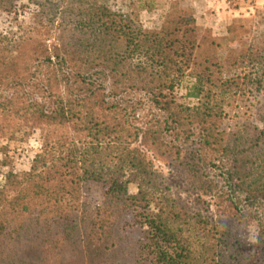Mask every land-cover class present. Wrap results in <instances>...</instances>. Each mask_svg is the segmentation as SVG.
Returning a JSON list of instances; mask_svg holds the SVG:
<instances>
[{
  "label": "trees",
  "instance_id": "1",
  "mask_svg": "<svg viewBox=\"0 0 264 264\" xmlns=\"http://www.w3.org/2000/svg\"><path fill=\"white\" fill-rule=\"evenodd\" d=\"M180 2L147 31L99 0H70L64 17L36 15L34 36L13 52L0 48V168L12 143L39 132L41 144L27 173L4 175L0 264H264V225L256 250L241 251L220 224L230 215L241 227L244 209L264 210V129L249 147L237 137L223 146L220 130L225 102L264 87V36L225 64L199 61L200 28ZM186 77L194 106L175 96ZM205 148L226 171L215 222L174 199L148 156L179 163L202 190L212 183ZM91 183L105 190L96 208L81 201Z\"/></svg>",
  "mask_w": 264,
  "mask_h": 264
},
{
  "label": "rangeland",
  "instance_id": "2",
  "mask_svg": "<svg viewBox=\"0 0 264 264\" xmlns=\"http://www.w3.org/2000/svg\"><path fill=\"white\" fill-rule=\"evenodd\" d=\"M173 1L175 0H99L112 11L131 16L147 31H156L162 27ZM179 1H182L180 2L181 7L191 10L198 17L197 24L202 39L201 48L197 52L199 61L208 55H213L225 64L228 55L234 57L240 52L248 50L254 42H258L264 36V4H256L254 7L246 1L242 6L243 12L239 13L236 18L222 19L223 17L219 15L213 19H207L203 14L204 6L202 9L200 8L199 0H177V2ZM69 5L70 0H14L7 10L0 9V48L4 47L13 52V48L20 39L27 40L28 37L34 36L31 32L35 26L36 15L44 13V17L57 20L65 16ZM219 10L223 11L222 8ZM50 28L53 34L55 27ZM194 82V78L186 77L175 90L178 101L186 106H194L197 103V100L188 96ZM263 129L264 87L260 90L248 89L242 97L231 100L229 105L225 102L223 118L220 121V130L226 133L222 139L223 146L230 144L237 137L242 138L244 144H247L246 147H249L251 139H256L259 131ZM199 133V129L195 130L194 136L186 146L189 150L197 149ZM193 141L196 144H192ZM40 147L39 132H35L24 141L10 145L8 164L0 168V189L4 184L6 173L23 174L30 170L32 161L39 153ZM218 151L217 148H205L200 151L203 163H205V165L203 164L205 178L212 181L211 185L210 183L206 184L202 190L194 189L196 182L190 179V174L188 175L179 163L173 162L167 157H156L150 153L148 155L153 161L155 169L160 173L164 184L169 188V194L186 206L190 213H201L211 222L218 221L220 211L224 208L227 209L228 205L224 203L222 196L226 191L223 180L226 171L216 169L211 165L222 156ZM3 158L0 155V161ZM209 186L211 187L209 188ZM197 187L199 186L197 185ZM130 192L136 193L137 186L131 185ZM104 193L105 190L100 184L91 183L82 189L81 201L83 204L96 208L103 203ZM243 211L246 218L241 221V227H236L234 219H231L230 215L229 218L225 217L220 224H225L236 231L237 237L243 243V246L240 247L241 251L256 250L253 245L257 242L260 225H264V210L248 207ZM238 228L240 229L237 230Z\"/></svg>",
  "mask_w": 264,
  "mask_h": 264
},
{
  "label": "crops",
  "instance_id": "3",
  "mask_svg": "<svg viewBox=\"0 0 264 264\" xmlns=\"http://www.w3.org/2000/svg\"><path fill=\"white\" fill-rule=\"evenodd\" d=\"M246 1L254 7L256 4H264V0H199L198 3L201 9L204 6L203 10L205 11L203 14L207 19H213L219 15L223 17L222 19H229L231 17L236 18L239 13L243 12L242 6ZM219 8H222L223 11L220 12ZM195 16L198 19L197 15Z\"/></svg>",
  "mask_w": 264,
  "mask_h": 264
}]
</instances>
